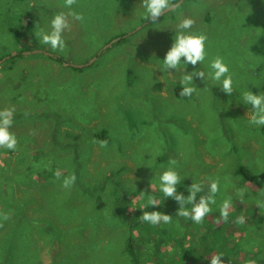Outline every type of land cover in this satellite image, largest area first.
<instances>
[{
    "label": "rangeland",
    "instance_id": "1",
    "mask_svg": "<svg viewBox=\"0 0 264 264\" xmlns=\"http://www.w3.org/2000/svg\"><path fill=\"white\" fill-rule=\"evenodd\" d=\"M19 1L0 0V110L14 107V115L23 117L13 115L17 129H10L18 134L17 140L23 136L19 148L31 149L32 155L43 148L46 155L40 157L44 162L32 173L29 164L15 162L13 167L8 166L3 160L5 153L0 151L1 178L12 181L10 171H19L26 174L23 184H18L27 189L25 196L42 191L35 205L2 196L6 200L1 205L10 219L0 227V243L11 227L16 231L9 236L10 264H131L134 258L126 253L131 229L133 235L140 236L133 241L136 255L143 253L139 263L141 259L142 264H153V255L149 257L146 251L159 244L155 239L164 237L160 245L165 244L173 232L184 233L191 220L176 215L180 204L159 192V176L170 160L177 161L174 167L181 177L176 187L184 185L182 190L188 193L192 183L203 184L197 201L208 193V181L219 178L220 190L210 213L215 219L228 197L232 198V209L241 205L240 198L236 201L233 196L238 188L246 189L243 199L249 203L264 200L252 191L257 187L238 174L242 166L251 174H264V126L248 123L251 106L242 101L245 91L264 92V0H185L175 11L156 23L147 22L140 30L144 25L141 20L147 16L142 0H77L72 9L63 6L64 0ZM37 2L45 11H34ZM61 11L84 16L83 22L73 21L71 30L64 32L63 52L42 44L34 35L39 28L50 30L53 15ZM19 13L30 14L34 21L33 28L27 30L29 21L23 18V42L31 44L30 55H16L23 49L17 43L16 29H12ZM186 17L195 20L191 32L208 37L205 61L188 65L186 73L203 70L207 76L210 61L222 56L233 73L234 91L230 96L220 84L194 77L197 93L188 99L177 97L186 66L182 63L181 70H169L170 74L163 69V60L173 44L177 24ZM122 34L125 41L103 51L113 37ZM53 57H60L64 63ZM5 95L7 104H2ZM55 127L56 142L51 134ZM65 138L72 139L75 150L69 149ZM101 140L107 141L106 147H100ZM68 168L80 175L68 189L62 182L36 185L30 181L42 182L40 172L50 175L51 180L57 170L62 173ZM77 178L81 184H76ZM87 180L91 184H86ZM3 181L0 186L7 193L8 186L16 185ZM85 186H91L98 196L84 192ZM156 193L167 208L166 214L172 216V223L134 226L137 218L128 217L135 211L130 207L150 206L148 197ZM9 201L14 204L12 209H6ZM15 206L21 207L25 213L22 220L31 225L13 223L21 210ZM192 206L187 203L185 209ZM36 207L45 212L37 214ZM251 213L252 225L245 218L243 225L225 231L230 240L243 239L237 252L238 264H248L250 259L264 264V208L250 211L248 218ZM209 215L207 219L213 222ZM31 217L46 220L45 227L32 224ZM224 238L216 233L213 241L199 244L228 246L229 239ZM107 244L113 249L98 248ZM161 249L166 253L158 260L164 259L166 264L171 248L166 244Z\"/></svg>",
    "mask_w": 264,
    "mask_h": 264
},
{
    "label": "clouds",
    "instance_id": "2",
    "mask_svg": "<svg viewBox=\"0 0 264 264\" xmlns=\"http://www.w3.org/2000/svg\"><path fill=\"white\" fill-rule=\"evenodd\" d=\"M76 4L77 0H64L63 6L67 9H72ZM141 5L146 11V18L149 19L151 23H156L162 15L164 16L165 13L175 11L180 6L175 0H142ZM73 21L83 22V14L74 11H61L53 15V18L50 21V30L39 28L34 35L42 44L50 45L53 50L63 52L66 48L63 34L65 31L71 30V24ZM194 24L195 20L188 17L181 19L177 24V32L173 38V44L163 60V69L165 71L181 70L182 63L186 66L182 69L183 74L179 79V83L182 87V91L179 95L182 97H191L194 93H197V87L193 82L194 77H198L202 80L207 78L212 81L213 84H220L221 90L230 96L234 91V78L233 73L230 71L228 64L222 56L217 55L210 61L208 65L210 70L207 72V76L203 70L186 73L188 65L196 66L197 64H201L207 57L206 42L208 37L204 33L191 32L190 29H192ZM38 25L39 24H37V26ZM169 73L171 74L170 71ZM242 101L244 105L251 106V115H248L247 113L248 123L257 127L264 126V92L253 94L251 90L245 91L242 93ZM14 111V107L0 110V148L13 152L16 151L18 145L15 133L10 131L13 125ZM98 143L100 147L107 146V141L101 140ZM176 164L177 161L170 160L169 167L159 176V192L162 193L163 196L174 199L180 204V208L176 215L184 217L185 219L190 218L194 223L201 224L204 222V218L212 212L211 206L216 204V195L220 190V180L219 178L209 180L208 193L206 195H201L198 201L197 194L203 192V184L192 183L188 188V195L185 197L183 193L177 192L176 186L180 183L181 177L174 167ZM60 175V171L57 170V178H59ZM75 181L76 176L73 173L63 180L62 187L68 189L75 183ZM150 187L154 191L153 186L150 185ZM245 194V188L241 187L237 189V195L241 202H243ZM141 195H144V193H141ZM258 196H264V189L258 191ZM185 202L193 205L191 210L185 209ZM148 205L152 207L159 206L157 197L149 195ZM256 207L264 208V200L257 199ZM231 209L232 198L228 197L223 201L220 207V215L217 218V222L221 220L227 222ZM131 210L135 209L130 207V211ZM139 218L142 222L149 223L153 226L161 223H172V216L160 211H144ZM0 219L7 221L10 219V214H0ZM235 223L243 225L245 223V217L243 215L238 216ZM0 227H3L2 223H0ZM221 257H223V254L213 255L209 264H224ZM248 264H257V261L255 259H250Z\"/></svg>",
    "mask_w": 264,
    "mask_h": 264
},
{
    "label": "trees",
    "instance_id": "3",
    "mask_svg": "<svg viewBox=\"0 0 264 264\" xmlns=\"http://www.w3.org/2000/svg\"><path fill=\"white\" fill-rule=\"evenodd\" d=\"M20 1L19 2L21 4H24L28 0H20ZM93 1H95V0H93ZM179 1L180 0H175L176 3H178ZM36 6H37V8H35L34 11H37V12L45 11V9H43V8H38L40 6V3L37 2ZM6 10L10 12V10L8 8ZM30 17H31L30 14L26 15L25 13H19V14H15V17L13 19L16 28H12V29H16L17 43L22 45V47H23V49H21L20 52L16 53V55L18 54L17 56H24L25 52L26 53L30 52V54H31V52L33 51V48L30 47L31 44H27V43L23 42L24 37H23V32H22L23 31L22 27H24L23 26V18L24 19L28 18L29 25H28V27H26L27 30L28 29L31 30L33 28L34 21H33V18L31 19ZM141 21H142V25H143V24L147 23L149 21V19L143 17ZM26 28H25V30H26ZM124 36H126V35L122 34L120 36L121 42L125 41ZM117 38L118 37H113L111 40H114ZM30 54H27V55H30ZM14 58H16V57H14ZM53 58L59 63H64L60 57H53ZM11 59H13V58H11ZM181 91H182V89L177 90V94H176L177 97H180L182 99H188L189 97H182L179 95V93ZM15 117H17V115ZM50 117H55V115H50ZM67 132L68 131H65V133H67ZM51 134H52V139L55 140V142H56V127L52 128ZM22 138H23V136L18 138V145H17L16 151L13 152V151H9V150L4 149V148H2V149L0 148V151H3L5 153V156L9 155L10 159H11L15 155V152L18 151V148L21 144ZM71 141H72L71 138H65V143L69 145V149L75 150L76 145L74 143H71ZM42 155H46L45 149H43V148H42V150L37 149L35 155L31 154V150H25V151L21 152L20 156H18L17 161L20 163H23V164H29L30 167H29L28 171L31 170L33 173L35 170H37L40 167L41 163L44 162V158L43 159L40 158ZM3 160H5V159H3ZM39 160H41V161H39ZM70 167H72V165H70L69 168ZM69 168L61 170L62 173L60 176L62 178H56V176L52 175V179L49 180L51 178V176L50 175L46 176V174H44L46 177L44 179V183L47 184V181H52V182L56 181V183L63 182V180L66 177H68L69 175H72L73 173L75 174V172H76L75 176H80L79 173L77 172V170H79V168H80L79 165L76 166L77 170L75 169V172H74V169L69 170ZM239 170L240 171L238 172V174H242L246 180L251 182L250 184L257 187L258 190H252L253 192H258L260 189L259 187H264V174H262V175L251 174L248 170L244 169V166H242ZM3 180L4 179L0 177V182ZM77 180H78V182H76V184H81L79 178H77ZM3 182H8V181L4 180ZM87 183H90V182L87 180L86 184ZM184 188H185L184 185H182L181 187H177V189H181L180 193H183L185 195V197H187L188 193L185 192L184 190H182ZM39 191H40V189L36 190V191H32L31 195L25 196L24 193H26V190H24V192H23L24 197L21 199L22 204H26V205L33 204V205H35V203H34L35 199L37 200V199H39V197H42V195L40 194V192H42V191H40V192ZM83 191L90 193V195L96 194V197L98 196V193H92V187L91 186L89 188H87V186H85L83 188ZM1 192L3 193L2 187H1ZM43 193L45 194V192H43ZM235 193L237 194V189H236ZM47 195L45 194V196H47ZM2 196H5L4 193L3 194L0 193V207L2 206L1 204L3 202H5V200H6L5 198H8L5 196V198L3 197L4 198L3 199ZM233 196H234V198H236V201L239 199L238 195L234 194ZM156 197L159 198L157 193H156ZM170 200H172V199L170 198ZM10 201H11V199H10ZM10 201H9V204L5 205L7 207L6 209H12L13 208L14 204H13V202H10ZM158 201H159V206H157V207H152V206L145 207L144 206V208H142L141 206L137 205L138 207H136L135 211L130 216H128V217H134V219H135V217L137 218L136 219L137 223L134 226L140 227L143 225L144 226L149 225V223L142 222L139 218L144 211H148V212L163 211L166 214L167 208L163 204V200H161L159 198ZM173 201H175V200L173 199ZM186 205H187V202H185V208H186ZM101 206L102 205H99V207H101ZM235 207H236L235 209H232L230 211L227 222H224L221 220V221H219V223H222V224L217 225V219H215L213 214H210L209 216L212 215L214 221L213 222L209 221L207 219L208 216H206L204 218V222H203L204 224L203 225H198V224L194 223L192 220H190L188 223V228L185 229L184 233H181V231L173 232V234L169 237L167 242L163 245H160V243L165 241V239H163L164 237H159L160 242L156 238L155 241L158 242L159 244L155 245L151 249H148L146 251L148 253H146V254L149 257H151L153 255L152 258H150L151 261H153V264H164L163 263L164 259L162 261L161 260L159 261L158 256L161 254L164 255L166 253V252H163L161 248H163L164 245L168 244V246L171 248L170 249L171 252L169 254H167L166 260H169V262H167L166 264H169L170 261L172 262V264H209L210 259L212 257L211 256L212 253L223 254V257H221V259L223 260L224 264H238L237 252L241 251V249H242L240 245H241L243 239L241 237H239L237 239V241L230 240L229 239V236H230L229 232H227V234H225V231H228L231 227L236 225L235 220L238 216H241V215H243L248 220V222H250V224L252 225V217H253L254 213L250 214V218L247 217V214L250 211L253 212V211L257 210L258 208L256 207L255 202L249 203V201L247 199H243V202H241V205L240 206L235 205ZM19 208L21 209V207H19ZM123 208H125V207L123 206ZM0 211L2 214H7V211L4 209L3 206L1 207ZM21 211H23V210L21 209ZM36 212H37V214L41 215L45 211H41L36 207ZM24 217H25V214L21 212V214H19L18 217L14 219L13 223L16 225H21L23 223L30 224L27 220H24L22 223H20ZM30 221L32 222V224H35L37 226H44V227H45L44 223H47L46 220L42 221V220H39L38 218H33V217L30 218ZM257 222H259V220ZM0 223H4V221L2 219H0ZM131 223L129 222V224H131ZM124 224H128V223H124ZM73 225L76 226V224H73ZM160 225L162 226V224H160ZM195 226L199 227V228L195 229ZM235 230H237V229H235ZM235 230H233V233L235 232ZM240 230L244 231L242 228ZM13 231H15V229H12V227H11L10 231H8L1 240V243H0V264H10L9 263V256H10V253H12V251L10 249L11 245L9 242V236L11 234L10 232H13ZM216 233H217V235L219 234V235L224 236L225 238L229 239L228 246H219V248H218L215 244L211 245V246L210 245L204 246V245L199 244L202 241H209V240L213 241L216 237ZM14 237H16V235L12 236V242H15ZM136 237H140V236L133 235L132 229H131V234L126 239V241H127L126 253L130 259L134 258V261H132L131 264H142L141 259H140V263H139L138 259H139V257H141V255H143V253L140 252V255L137 256L136 252H134V249H136L137 246L134 245L133 241L135 240ZM241 239H242V241H241ZM148 241H149V239H148ZM3 247L6 249L4 250ZM98 248L101 250H112L113 249L108 244L102 245L101 247L99 246ZM138 248L141 249V245L138 246ZM132 253H133V255H132ZM170 255L172 256L173 259L170 257ZM136 256H137V258H136ZM246 258H245V260H246ZM257 264H259L258 261H257Z\"/></svg>",
    "mask_w": 264,
    "mask_h": 264
},
{
    "label": "crops",
    "instance_id": "4",
    "mask_svg": "<svg viewBox=\"0 0 264 264\" xmlns=\"http://www.w3.org/2000/svg\"><path fill=\"white\" fill-rule=\"evenodd\" d=\"M30 86H26V88H29ZM11 88H12V86H11ZM16 88H18V87H16ZM12 90H13V92H14V88H12ZM7 96L5 95V96H2L1 97V103L3 104L4 102H5V104H7ZM6 100V101H5ZM16 115H14V117H15ZM15 118H18V119H23V117L21 116V115H17V117H15ZM36 125H38V124H36ZM13 129H17V127L15 126L14 127V125H12V127H11V130H13ZM41 132H43V130L41 131ZM16 135H18V134H16ZM31 150V149H30ZM22 151H25L24 150V148H18V151L17 152H15V155L10 159V156L9 155H6L5 156V161L7 162V164H8V166H10V167H13L14 166V164H15V162H18L17 161V158H18V156H20V154H21V152ZM6 166V165H5ZM10 175L13 177V179L14 180H12V181H9L8 183H13V184H16L15 186H13V187H10V186H8L7 188H9V191H8V193L4 190V186L3 185H1L0 186V193L1 194H3L4 193V195L6 196V197H8V199H11V200H21L24 196H23V192H24V190H27V189H25V188H23V186H22V188H21V185L23 184V178L25 177V175L26 174H23L22 172H19V171H10ZM40 176H41V178H43V181L42 182H35V181H33V180H31L30 179V181L33 183V184H36V185H39V184H45L44 183V179H45V175H43L41 172H40ZM7 183V184H8ZM18 184H21V185H18ZM1 187H2V191H3V193L1 192ZM16 193H19V194H16ZM15 207H19V206H15ZM8 212V211H7ZM21 212L22 213H24V211H21V210H18L17 211V214L19 215V214H21ZM25 214V213H24ZM23 221V220H22Z\"/></svg>",
    "mask_w": 264,
    "mask_h": 264
},
{
    "label": "water",
    "instance_id": "5",
    "mask_svg": "<svg viewBox=\"0 0 264 264\" xmlns=\"http://www.w3.org/2000/svg\"><path fill=\"white\" fill-rule=\"evenodd\" d=\"M185 0H181V1H179L178 3L180 4V6L182 5V3L184 2ZM169 13V12H168ZM168 13H165V15L166 14H168ZM161 17H163V15L161 16ZM160 17V18H161ZM151 21H148V23H150ZM148 23H146V24H144L142 27H140V28H138V30H140V29H142L144 26H146ZM121 40V38H118V39H116V40H113L107 47H105V49L103 50V51H106L107 49H109L110 47H111V45H113L114 43H116V42H118V41H120ZM34 53H41V52H38V51H36V52H34ZM27 54H30V53H27ZM94 63V61H92L90 64H93ZM0 64H1V62H0ZM78 68H84L83 66H78Z\"/></svg>",
    "mask_w": 264,
    "mask_h": 264
},
{
    "label": "bare ground",
    "instance_id": "6",
    "mask_svg": "<svg viewBox=\"0 0 264 264\" xmlns=\"http://www.w3.org/2000/svg\"><path fill=\"white\" fill-rule=\"evenodd\" d=\"M160 20V19H159Z\"/></svg>",
    "mask_w": 264,
    "mask_h": 264
}]
</instances>
